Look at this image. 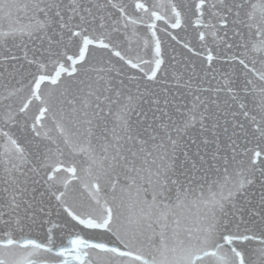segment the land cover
<instances>
[{
	"label": "snow or ice",
	"instance_id": "obj_1",
	"mask_svg": "<svg viewBox=\"0 0 264 264\" xmlns=\"http://www.w3.org/2000/svg\"><path fill=\"white\" fill-rule=\"evenodd\" d=\"M0 264H264V0H0Z\"/></svg>",
	"mask_w": 264,
	"mask_h": 264
}]
</instances>
